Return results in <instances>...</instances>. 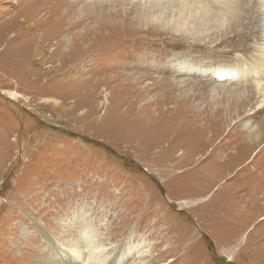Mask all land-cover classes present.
<instances>
[{"label": "rangeland", "instance_id": "rangeland-1", "mask_svg": "<svg viewBox=\"0 0 264 264\" xmlns=\"http://www.w3.org/2000/svg\"><path fill=\"white\" fill-rule=\"evenodd\" d=\"M263 90L264 0H0V264H264Z\"/></svg>", "mask_w": 264, "mask_h": 264}, {"label": "bare ground", "instance_id": "bare-ground-1", "mask_svg": "<svg viewBox=\"0 0 264 264\" xmlns=\"http://www.w3.org/2000/svg\"><path fill=\"white\" fill-rule=\"evenodd\" d=\"M233 3V2H232ZM231 3V4H232ZM229 7V6H228ZM262 97H261V101H263L264 102V90L262 91ZM249 142H251V141H253L254 139H253V137L252 136H249L248 137V139H247ZM214 162H216V160L214 161V160H212V163H214ZM261 184H264V182H257L256 183V185H255V187H254V194L256 193V192H258V194L259 195H262V197H260L261 199H264V187L262 188V187H260V185ZM253 194V195H254ZM73 252V251H72ZM88 252H89V255L86 257V259L84 260H82V262H88V264H90V263H92V264H104L102 261H97L95 258H94V255H93V253H94V250L93 251H91L90 249H88ZM66 253V252H65ZM75 254V253H74ZM62 257V263H63V260H65V261H67V262H71V260H69L70 258H69V256H61ZM78 257V256H77ZM82 259V258H81ZM81 260H76V262L75 263H79ZM86 264V263H85Z\"/></svg>", "mask_w": 264, "mask_h": 264}]
</instances>
